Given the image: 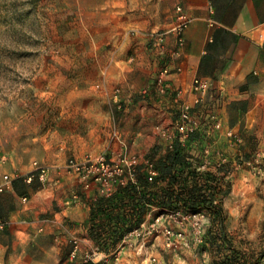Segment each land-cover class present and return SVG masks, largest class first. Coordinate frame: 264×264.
<instances>
[{"label": "rangeland", "instance_id": "rangeland-1", "mask_svg": "<svg viewBox=\"0 0 264 264\" xmlns=\"http://www.w3.org/2000/svg\"><path fill=\"white\" fill-rule=\"evenodd\" d=\"M127 1L131 5L134 0ZM105 3L106 0H0V164L14 159L13 153L20 159L40 160L50 145L65 151L71 144L83 149L104 146L100 142L108 137L110 141L114 130L133 132L136 128L144 132L155 129L157 139L145 152L135 154L152 156L157 162L168 151L160 129L177 132L173 125L177 114L172 118L170 113L167 119L163 115L158 125L127 122L130 115H140L136 112L138 101L126 102L120 95L126 69L133 77L141 70L143 57L150 58L149 51L145 52L159 50L153 33L162 30L110 26L100 12ZM93 5L100 11L96 12ZM92 85L94 89H113L114 93L98 112L92 108ZM154 85L157 84L141 88L130 98L143 96L152 102ZM96 112L98 118L92 116ZM198 113L195 111L196 116ZM256 115L257 121L251 126L245 122L237 131L227 129L228 139L219 151H213L210 137L223 129V121L216 127L211 119L198 116L200 127L193 139L200 142L185 149V153L191 166L197 168L205 163L202 149H210L207 166L197 170L212 171L222 178L226 242L250 264H264V255L260 256L264 252V105L256 109ZM110 128L113 130L109 132ZM229 131L233 135H228ZM238 138L240 142H235ZM74 154L77 153L72 150L67 158ZM220 162L223 163L217 167ZM129 188L119 193L121 199L129 200L131 191L134 197L141 195L137 189ZM119 195L114 199L118 200ZM149 203L143 213L128 219L129 228L123 227V234L117 232L120 236L116 242L104 245L102 238L92 234V247L78 258L75 254L72 264H212L225 256L208 250L204 243L170 249L162 235L147 236L144 242L141 236L131 237L133 245L125 242L122 246L125 234L151 212ZM125 205L124 213H130L131 204ZM97 208L92 216L100 213ZM116 209L110 213H116ZM111 237H115L114 233ZM153 256L158 257V262H152Z\"/></svg>", "mask_w": 264, "mask_h": 264}, {"label": "crops", "instance_id": "crops-1", "mask_svg": "<svg viewBox=\"0 0 264 264\" xmlns=\"http://www.w3.org/2000/svg\"><path fill=\"white\" fill-rule=\"evenodd\" d=\"M93 6L96 12L100 11L97 5ZM102 6L100 12L105 14L110 26L167 32L159 50L144 47L150 58L143 57L141 70L134 77L129 76L126 69L120 95L126 102L137 100L136 112L140 113L127 116V122L158 125L163 115L167 119L171 113L173 118L180 102L184 101L194 106L202 120L209 119L211 112L222 118L223 129L210 137L213 151H219L224 149L223 144L228 139L227 129L237 131L240 124L246 122L251 126L257 121L256 109L264 105V0H134L131 5L127 0H106ZM179 6L192 18L184 32V46L179 45L178 35L173 30ZM141 42L146 44V40ZM167 64H171L173 70L162 81V69ZM197 76L211 82L208 96L200 106L195 104L193 91ZM152 83L157 84L152 102L143 96L130 98ZM94 87L92 85V108L98 112L114 93L113 89ZM96 114L92 116L98 118ZM138 129L133 132L114 130L110 141L108 137L100 142L104 146L96 144L83 149L71 144L65 151L50 145L40 160H34L50 165L46 180L38 176L32 182L14 179L11 186L0 193V223H3L0 226V264H72L75 254L78 258L92 247L94 227L122 225L118 217L104 209L109 199L101 197L97 188H92V182L85 188L81 177L68 170L67 154L74 150L77 154L72 156L82 159L87 153L107 148H110L106 151L110 156L122 149L141 154L157 137L155 129L149 132ZM112 130L110 128L109 132ZM205 139L208 140V136ZM12 158L0 164V179L6 173L27 174L34 169L31 159H20L16 153ZM97 206L100 213L92 216ZM125 209L126 205L118 201V209L113 211L121 214L124 222Z\"/></svg>", "mask_w": 264, "mask_h": 264}, {"label": "built area", "instance_id": "built-area-1", "mask_svg": "<svg viewBox=\"0 0 264 264\" xmlns=\"http://www.w3.org/2000/svg\"><path fill=\"white\" fill-rule=\"evenodd\" d=\"M177 13V22L173 30L178 35L179 45L184 46V32L192 18L181 6L177 7ZM166 33L165 31L153 33L157 48L163 47ZM262 45L264 46V41ZM172 70L171 64L165 65L162 69L160 80L163 81L164 77L170 74ZM177 70H180V68L177 67ZM210 89L211 82L209 79L199 76L195 77L193 91L196 94V106L204 103ZM180 103L177 117L173 123L177 132L174 133L163 128L160 129V134L167 148H173L179 142L185 149H189L200 142V140L192 138V134L200 127V118L196 116L194 106L184 101ZM209 119L214 122L216 127L222 125L221 118L215 112L210 113ZM228 135H233V132L229 131ZM235 142H240V138ZM202 153L205 158L203 162L205 163L197 167L198 170H203L207 166L211 155L208 147L203 148ZM222 163H218L217 167ZM33 164L34 169L27 174L20 172L4 174L0 179V193L6 191L14 179L23 178L27 182H32L38 176L41 180H46L50 167L39 161H34ZM67 167L69 171L81 177L85 188H89L92 182V188H97L99 195L107 199H114L123 189L132 186L142 192L144 185L140 177L144 176L149 183L153 184L160 174L155 158L129 153L126 149H122L111 156L106 151H92L87 153L82 159L72 156L68 160ZM176 185L178 186V184ZM148 205L151 206V212L146 214L137 223L136 227L125 234L126 238L122 246L126 245L125 242H129L132 246L134 241H131V237L135 236L137 238L141 236V240L144 242L147 236L159 237L162 235L165 246L174 250L182 244L193 247L205 242L206 228L210 217V213L206 209L192 211L185 206L165 207L160 206L156 202H151ZM0 226H3V223H0ZM152 262H158V257L153 256Z\"/></svg>", "mask_w": 264, "mask_h": 264}, {"label": "trees", "instance_id": "trees-1", "mask_svg": "<svg viewBox=\"0 0 264 264\" xmlns=\"http://www.w3.org/2000/svg\"><path fill=\"white\" fill-rule=\"evenodd\" d=\"M194 135L192 134V138ZM167 149L166 154L158 160L159 162L157 161L160 174L155 183L151 184L144 176L140 177L144 185V190L140 196L134 197L131 191L128 195L129 200L121 199V195H119L118 200L109 199L106 208H104L106 211H112L117 208L118 201L122 205L131 204L129 205L132 208L130 213L125 212L126 221L124 222L121 214L114 213V217H118V220L122 221V225L114 223L113 227L107 225L96 226L92 229V234L102 238L104 245L116 242L117 236H120L117 232H122L121 234H123L125 232L123 227L129 228L128 219L133 214L143 213L148 202H156L160 206L165 207L185 206L192 211L206 209L210 213V217L206 228L204 245L208 250L215 251L219 256L225 255L215 259L212 264H250L249 260H246L235 249L229 247L226 242L225 213L222 206L225 192L220 189V180L222 178L208 170L200 173L196 167L191 166L185 153V147L179 142L173 148ZM224 168L226 167L224 166ZM163 181H166L167 184ZM162 183L165 186H161L164 185ZM176 183H179L178 188L175 187ZM158 184H161L159 185L161 187L152 189V186ZM132 189H135V187L132 186L128 190ZM112 233L115 235L114 238L111 237ZM225 252L227 253L225 254ZM263 255L264 252L260 256L262 257Z\"/></svg>", "mask_w": 264, "mask_h": 264}, {"label": "bare ground", "instance_id": "bare-ground-1", "mask_svg": "<svg viewBox=\"0 0 264 264\" xmlns=\"http://www.w3.org/2000/svg\"><path fill=\"white\" fill-rule=\"evenodd\" d=\"M177 44V43H176ZM179 94V93H178ZM159 162V161H158Z\"/></svg>", "mask_w": 264, "mask_h": 264}]
</instances>
